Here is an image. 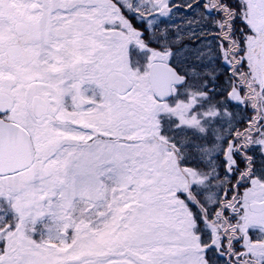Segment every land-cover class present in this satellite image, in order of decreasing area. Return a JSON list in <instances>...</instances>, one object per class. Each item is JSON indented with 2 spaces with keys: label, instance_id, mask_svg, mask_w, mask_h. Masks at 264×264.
I'll return each mask as SVG.
<instances>
[{
  "label": "snow or ice",
  "instance_id": "obj_1",
  "mask_svg": "<svg viewBox=\"0 0 264 264\" xmlns=\"http://www.w3.org/2000/svg\"><path fill=\"white\" fill-rule=\"evenodd\" d=\"M0 264H264V0H0Z\"/></svg>",
  "mask_w": 264,
  "mask_h": 264
}]
</instances>
